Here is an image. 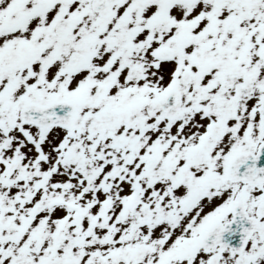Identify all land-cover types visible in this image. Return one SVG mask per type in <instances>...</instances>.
I'll use <instances>...</instances> for the list:
<instances>
[{"label": "snow or ice", "instance_id": "1", "mask_svg": "<svg viewBox=\"0 0 264 264\" xmlns=\"http://www.w3.org/2000/svg\"><path fill=\"white\" fill-rule=\"evenodd\" d=\"M0 264H264V0H0Z\"/></svg>", "mask_w": 264, "mask_h": 264}, {"label": "water", "instance_id": "2", "mask_svg": "<svg viewBox=\"0 0 264 264\" xmlns=\"http://www.w3.org/2000/svg\"><path fill=\"white\" fill-rule=\"evenodd\" d=\"M238 236H232V235H227L226 239L229 240L231 243H236V241L238 240Z\"/></svg>", "mask_w": 264, "mask_h": 264}]
</instances>
